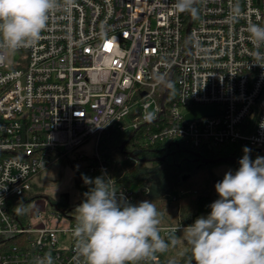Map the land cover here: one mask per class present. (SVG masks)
<instances>
[{"label": "built area", "instance_id": "built-area-1", "mask_svg": "<svg viewBox=\"0 0 264 264\" xmlns=\"http://www.w3.org/2000/svg\"><path fill=\"white\" fill-rule=\"evenodd\" d=\"M234 2L199 0L194 18L176 0H76L70 12L50 15L34 47L0 61V264H35L46 253L54 264H86L76 219L58 225L66 210L52 204L34 224L15 211L54 162L87 158L86 177L106 175L137 204L99 150L109 130L138 132L144 148L264 150V68L246 31L248 22L264 25V0H240L235 23ZM193 107L216 113L187 120ZM179 226L160 225L161 237ZM162 254L137 264H160Z\"/></svg>", "mask_w": 264, "mask_h": 264}, {"label": "clouds", "instance_id": "clouds-1", "mask_svg": "<svg viewBox=\"0 0 264 264\" xmlns=\"http://www.w3.org/2000/svg\"><path fill=\"white\" fill-rule=\"evenodd\" d=\"M198 2L176 0L175 7L198 18ZM75 4L76 0H0V61L34 47L50 15L70 12ZM243 15L240 0L230 4V22H238ZM246 31L254 46L255 64L264 68V25L248 22ZM243 152L238 169L225 172L215 183L218 199L208 205L210 212L175 229L190 246L188 264H264V157L253 160L247 147ZM83 179L91 187L75 209L73 237L86 264H137L176 244L175 236L170 241L161 237L162 214L155 203L132 204L122 192L118 194L106 175ZM15 211L23 214L25 209L18 204ZM35 264L54 261L46 253Z\"/></svg>", "mask_w": 264, "mask_h": 264}, {"label": "trees", "instance_id": "trees-1", "mask_svg": "<svg viewBox=\"0 0 264 264\" xmlns=\"http://www.w3.org/2000/svg\"><path fill=\"white\" fill-rule=\"evenodd\" d=\"M124 141H126V144L121 149ZM163 146L166 147L165 150H160L162 147L160 145L155 148H144L140 144L138 132L134 136H131L130 134L109 130L104 135L99 145V150L104 158L108 160L113 174L123 175L122 181L136 195L137 203L149 200L156 204L157 209H160L161 205L168 206L172 204H174V207H181L182 218L178 224L187 226L192 224L197 217L210 212L208 205L217 199L214 187L215 180L220 181L223 179V176L214 171V167L218 163L205 164L201 160L196 161L193 152L182 146V144H179V142ZM172 152V155H174L172 158L169 156L168 160H161L163 155ZM199 152L206 159L226 157L229 156L228 153L233 157H242L241 154L235 153L232 150L215 152L202 150ZM186 154H188V158L183 157ZM249 155H251V151ZM250 157L253 160L255 159L254 156ZM80 162L84 163L83 170H81L80 165L74 162L72 163V167L75 171L76 181L83 183L85 191H88L91 185H86L83 177L89 174L86 168L89 162L87 158ZM146 162H150L153 166H147ZM229 163L236 170L238 169V162ZM81 171L86 174H80ZM184 175H187V178L183 180ZM148 178L156 182L163 189V196L161 198L145 197L147 195L143 183ZM182 191H188L189 194L181 195ZM137 192L141 196L137 195ZM173 197L176 198L173 200ZM49 200L58 209L63 211L70 200V195L68 193L62 194L60 201L57 203L51 198ZM159 202L162 204L159 205ZM188 251V253L185 252L181 260L166 262L165 257L169 252L168 248L167 251L163 252L160 264H188L191 256L190 249Z\"/></svg>", "mask_w": 264, "mask_h": 264}, {"label": "rangeland", "instance_id": "rangeland-1", "mask_svg": "<svg viewBox=\"0 0 264 264\" xmlns=\"http://www.w3.org/2000/svg\"><path fill=\"white\" fill-rule=\"evenodd\" d=\"M14 58L16 60V55ZM91 148V144H89L85 148H81L80 152H91ZM250 156H254L255 158L257 156L264 157V150L260 152L251 151ZM69 159H74V157L70 155V158H64L60 161L54 162L38 175L34 188L29 196L24 198V201L28 200V203H26V207L24 208L25 211L23 212L27 218V224H34L33 218L38 213H41L43 217H49L52 212V204H54L53 202H50L49 198L57 203L60 201L61 195L65 193L70 195V200L65 209L66 217L63 216V219L58 225L68 226L74 219H76L75 209L81 203L85 189L83 183L76 181L75 171L72 167L73 164L71 165ZM74 163L80 165L81 170H83V162L75 161ZM146 164L149 167L153 166L150 162H146ZM229 170H232L233 172L236 171L234 166L229 162H221L214 167L215 173L222 176H224L225 172ZM81 172L80 174H86L83 171ZM137 195L141 196L139 192H137ZM161 204L162 203L159 202V205ZM158 210L162 214L160 225L176 226L182 218L181 207H174V204L168 206L161 205ZM173 236L178 239L175 245H170L169 252L165 257L166 262L181 260L185 252L188 253V250L190 249V246L183 242L181 232L178 231L174 233Z\"/></svg>", "mask_w": 264, "mask_h": 264}, {"label": "water", "instance_id": "water-1", "mask_svg": "<svg viewBox=\"0 0 264 264\" xmlns=\"http://www.w3.org/2000/svg\"><path fill=\"white\" fill-rule=\"evenodd\" d=\"M216 113V109L212 107H193L190 109L189 114H187L186 119L192 120L197 119L204 115H212ZM126 144V141L123 142L121 149H123L124 145ZM195 156L196 161H203L205 164H216L221 162H238L239 159L226 156V157H220L217 159H204L200 156L198 153L193 154ZM219 180H215V183ZM144 188L146 189V195L147 197H155V198H161L163 196V189L154 181H152L150 178H148L143 183ZM194 264V262H193Z\"/></svg>", "mask_w": 264, "mask_h": 264}, {"label": "flooded vegetation", "instance_id": "flooded-vegetation-1", "mask_svg": "<svg viewBox=\"0 0 264 264\" xmlns=\"http://www.w3.org/2000/svg\"><path fill=\"white\" fill-rule=\"evenodd\" d=\"M172 154H173V152H172V153H166L165 155H163V157H161V160H162V161H163V160H168V157H169V156H171V158H172V157L174 156V155H172ZM183 157H185V158L187 157V158H188L189 156H188V154H186V155H183ZM183 157H182V158H183ZM204 159H206V158H204ZM238 159H240V158H238ZM186 178H187V175H184V176H183V180L186 179ZM48 201H49V200H48ZM26 203H28V200H26ZM26 203L24 204V208L26 207Z\"/></svg>", "mask_w": 264, "mask_h": 264}]
</instances>
